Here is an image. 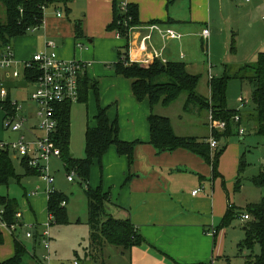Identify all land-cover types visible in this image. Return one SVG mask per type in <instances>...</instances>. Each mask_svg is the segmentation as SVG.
<instances>
[{
  "label": "crops",
  "instance_id": "0c3cea01",
  "mask_svg": "<svg viewBox=\"0 0 264 264\" xmlns=\"http://www.w3.org/2000/svg\"><path fill=\"white\" fill-rule=\"evenodd\" d=\"M124 1L136 7L140 24L128 41L107 29L113 19L114 5H119L120 0H65V4L45 8L42 25L34 33L12 41L14 59L21 66L33 54L43 52L46 42H54L59 59L85 63L86 68L81 75L90 82H97L98 100L94 90L90 89L83 103L87 105V111H91L92 122H88L87 127H95L94 118L99 106L105 110L110 123L117 121L119 140L139 143L130 167L127 158L119 156L111 146L102 157L101 164L97 161L92 164L88 181L92 189L100 186L103 192L109 194L107 213L118 220L128 219L143 238L141 245L132 248L129 264H216L227 252L228 229L221 226L222 219L229 209L237 212L226 178H236L234 186L237 188L236 174L242 160L238 146L231 145L230 155L226 141L218 157L216 176L212 174L210 165L189 151L177 149L157 153L149 143L148 117L152 110L148 100L138 102L131 91L132 81L118 76L109 65L117 61L118 54L124 52L126 45L129 60L133 62L135 48L147 33L144 27L148 23L156 22L162 28L180 33L181 39H197L202 43L200 33L208 28L207 56L211 53L212 58L215 56L213 46L218 42L227 46L223 39L229 33L232 35L236 26H232L234 23L229 21V17L222 15L220 0ZM77 21L81 22L82 29L78 37L74 28ZM181 39L167 38L163 41L154 33L150 44L156 49H163V57L167 61L182 62L189 74L200 75L193 72L187 42L181 43ZM178 48L186 53L188 62H183L186 59L183 53L184 58L180 59ZM239 67L224 65L223 76ZM10 84L18 89L26 83L18 79ZM244 103L247 104L246 101ZM239 115V124L233 125L236 133L239 128L243 129L241 111ZM2 121L0 109V141L6 142V136L10 138L9 142L15 140L18 135L6 131ZM202 139L207 140L208 137ZM182 177L188 179L187 183L180 179ZM36 187L41 189L40 185ZM196 190L199 192L192 195ZM19 225L10 233L12 241L8 256L0 258V262L13 256V239L21 242L20 237L26 238V233L30 231L24 232L23 228H33V225H25L23 216ZM212 230L214 234H211ZM30 233L33 239L41 237L36 230Z\"/></svg>",
  "mask_w": 264,
  "mask_h": 264
},
{
  "label": "trees",
  "instance_id": "16d2710c",
  "mask_svg": "<svg viewBox=\"0 0 264 264\" xmlns=\"http://www.w3.org/2000/svg\"><path fill=\"white\" fill-rule=\"evenodd\" d=\"M65 4V0H0V49L12 43L17 37L27 35L29 30L39 28L43 22V10L50 5ZM130 18V20H128ZM156 23V22H152ZM151 24V23H148ZM137 9L128 5L126 14L120 13L118 5H114L113 19L108 30L114 31L120 38L128 41L129 29L139 27ZM75 35H81V22L74 25ZM127 45L123 53L118 54L115 63L109 65L118 76L132 81L131 91L134 98L141 102L148 100L150 109L161 102L168 104L177 97L185 96V106H195L196 112L211 110L215 122H225L224 132H214V138L224 142L216 150L211 151L204 139L182 138L174 135L167 118L155 116L150 113L148 117L150 131V145L157 153L172 152L177 149L189 151L201 157L210 165L212 174L216 176V167L219 155L223 152L226 141L233 136V118L239 115V110H230L225 104V92L228 80L238 79L247 82L252 87L251 104L252 113L246 117L253 118L255 122L254 133L264 136V52L257 54L256 60L237 68L233 73L229 71L222 78L212 79L209 83V101L203 99L197 92L200 75H191L182 62L161 63L154 61L148 65H141L129 60ZM29 78V74H27ZM94 90L98 100L97 82H90L86 76L79 77V92L77 102L85 103L88 90ZM70 106L62 105L57 114V129L53 140L60 150L61 160L66 164V173L74 171L80 182L85 186L87 199V214L90 234L87 254L95 260L99 257L109 256L108 248H115L118 255L130 262V252L133 247L143 243L142 236L136 231L128 219L118 220L111 217L106 210L109 203V194L103 192L98 186L92 189L89 184V175L92 164L97 161L101 164L102 157L113 146L119 156L132 164L135 147L138 142H123L118 138L117 121L109 122L104 109L98 106L94 118L95 127H87L85 131V157L74 159L69 152L70 142ZM240 117V115H239ZM242 119V118H241ZM249 119V118H247ZM26 175L36 172L30 169L25 161L21 162ZM243 162L239 164L242 169ZM101 169V166H100ZM130 177V176H129ZM128 177V178H129ZM19 179L15 172L9 151H0V186L8 187L10 181ZM258 186H264V170L254 181ZM238 184V182H237ZM67 202V198L57 192L47 199V211L56 222H65L66 215L61 202ZM0 210L2 218L7 225L19 224L15 214L18 212V204L8 197H0ZM243 214L249 216L242 229L244 240L237 245V251L243 257V264H264V199L258 204L248 205ZM242 215V213L240 214ZM239 214L229 209L222 219V227H228ZM3 234H0V247L3 245ZM258 246L259 254H252L253 248ZM27 254L25 246L13 239V256L0 264H23L22 259ZM110 257V256H109Z\"/></svg>",
  "mask_w": 264,
  "mask_h": 264
},
{
  "label": "rangeland",
  "instance_id": "374dc122",
  "mask_svg": "<svg viewBox=\"0 0 264 264\" xmlns=\"http://www.w3.org/2000/svg\"><path fill=\"white\" fill-rule=\"evenodd\" d=\"M220 3L222 15L229 17V21L234 23L232 26H236L233 34L229 33L226 39H223L227 46L224 47L222 42L215 44L212 48L215 56L212 58L210 56L211 53H208L209 59L205 52V42L202 43L200 40L191 38L180 40L181 43L187 42V50L191 56L189 62L194 68L193 72L201 76L197 92L207 101L210 98L208 88L209 66L211 67L210 73L213 79L222 78L224 65L243 66L254 62L257 54L264 52V0H220ZM215 8L218 11L219 3ZM176 43L178 42L176 41ZM179 53H183L186 58V53L178 48L177 54L179 55ZM183 62H188L187 58ZM33 90V86L25 84L19 86L18 89L13 87L11 94L13 98L21 102L24 108H27L30 105V94ZM251 92L252 87L247 82H241L238 79H231L227 82L225 104L230 110H239L238 113L241 111L245 133L244 137L241 138L236 133V127H233L235 134L233 133L234 135L227 141L228 148L230 147L227 150L229 154L231 153V145L238 146L239 157L242 158L243 166L236 174L238 175L237 188L234 186L236 178L231 180L226 178V184L230 186V195L233 204L237 207V212H242V214L248 205L258 204L264 199V186L261 187L254 183L261 171L264 170V136L254 133L255 122L253 118L246 117L252 113ZM241 98L247 103L245 107L240 102ZM184 106L185 96L181 95L168 104L157 103L152 108V114L167 118L174 135L177 137L196 139L209 137V130L208 127L206 128V124H208V113L210 110L206 112L202 109L196 112L195 106H188L186 109ZM90 113L91 111H87L86 104L74 103L70 106L69 152L77 160L85 157L84 136L88 122L89 124L92 122ZM4 138L6 142H9L10 138L8 136ZM218 142L219 146L223 145V142ZM9 156L19 179L10 181L8 187L0 186V197H8L15 200L18 204V212L23 216L25 225H33L32 229L25 226L23 228L24 232H34L36 230L37 234L41 235L46 230L45 223L48 213L44 185L37 174H25L21 161L14 158L12 152H9ZM50 168L55 178L53 185L55 192L64 195L68 199L66 206H64L66 221L62 223L53 219V222H51L48 250L44 248L41 237L36 239L20 237L19 240L27 251L22 263L74 264L77 261L78 264H127L126 259L117 255V250L113 247L108 248L110 257L107 255L90 260L87 254L90 227L85 195L86 188L83 184H80L77 176L74 177L73 182L67 181L66 170L60 161L52 159ZM180 179H184L183 182L185 183L188 181L184 177ZM38 185H40L41 189L35 196H31L30 193ZM245 224L247 223L241 222L239 218L232 220L227 227L226 255L218 259L216 264H243V257L247 253L243 252L240 254L237 251V245L244 240L242 227ZM14 231L11 232L13 233ZM3 240L4 245L0 248V258H4L9 254L8 247L11 244L12 237L8 231L3 232ZM252 254H259L258 246L253 248ZM47 256H49L48 260L45 259Z\"/></svg>",
  "mask_w": 264,
  "mask_h": 264
},
{
  "label": "built area",
  "instance_id": "2783aa9c",
  "mask_svg": "<svg viewBox=\"0 0 264 264\" xmlns=\"http://www.w3.org/2000/svg\"><path fill=\"white\" fill-rule=\"evenodd\" d=\"M118 9L120 13L126 14L128 4L124 0H120ZM45 10V9H44ZM43 10V12H44ZM59 16L60 14L57 13ZM130 20V18H128ZM138 27L129 29V37ZM144 29L147 33L142 36L140 42L135 48L136 58L133 62L148 65L154 61L166 63L167 60L163 57V49H156L150 42L152 35L157 34L161 40L167 38L181 39L182 35L170 28H162L157 23L147 24ZM37 28L29 30L30 33L36 31ZM119 37V35L117 34ZM200 37L205 42V52L207 53L208 40L210 31L204 28ZM130 51V49H129ZM184 56L180 54V59ZM86 64L78 61H64L57 57L56 45L52 41L46 42L43 52L35 53L32 57L17 65L14 59L13 45L9 44L0 49V109L3 115V127L6 131L16 133L18 137L10 142L0 141V151H9L21 162L25 161L27 166L34 170L39 176L44 185V192L48 199L55 190L53 185L55 178L51 173L50 162L52 159L60 161L65 169L66 164L61 160L60 150L55 145L53 137L57 129V114L59 108L65 104H73L78 100L79 92V77L82 71L85 70ZM208 68L209 83L213 79ZM29 74V78L27 77ZM23 79L26 85L34 87L30 94V105L24 108L21 102L13 98L11 82L14 80ZM244 106V101H240ZM33 107V108H31ZM233 122L239 124V115L234 116ZM209 137L206 140L211 151L219 147V142L214 138L215 131L224 132L226 129L225 122H215L213 120L211 110L208 113ZM239 136L244 135V130L239 128L237 131ZM76 173L70 171L66 174L68 182H73ZM39 190L36 187L31 193L35 196ZM199 191H193L192 195H196ZM66 205L65 201L61 202V207ZM2 210H0V234L4 231H14L19 227V224L7 225L2 218ZM15 217L20 221L22 215L20 212L15 214ZM241 222L245 223L250 218L247 214H242L238 217ZM53 222L52 216L48 215V220L45 223V228L41 233L43 246L46 250L49 249L50 233L49 227ZM215 231L212 230L211 234ZM31 233H26V238H31ZM46 260L49 256L45 257ZM78 264V262H74Z\"/></svg>",
  "mask_w": 264,
  "mask_h": 264
}]
</instances>
